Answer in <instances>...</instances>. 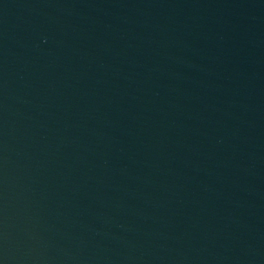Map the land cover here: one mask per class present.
I'll list each match as a JSON object with an SVG mask.
<instances>
[{
  "label": "water",
  "instance_id": "obj_1",
  "mask_svg": "<svg viewBox=\"0 0 264 264\" xmlns=\"http://www.w3.org/2000/svg\"><path fill=\"white\" fill-rule=\"evenodd\" d=\"M0 264H264V0H0Z\"/></svg>",
  "mask_w": 264,
  "mask_h": 264
}]
</instances>
